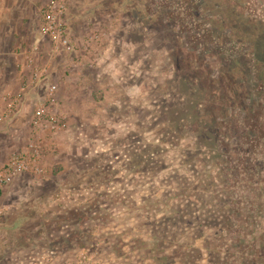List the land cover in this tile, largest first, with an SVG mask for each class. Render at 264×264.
I'll return each mask as SVG.
<instances>
[{
  "label": "rangeland",
  "instance_id": "rangeland-1",
  "mask_svg": "<svg viewBox=\"0 0 264 264\" xmlns=\"http://www.w3.org/2000/svg\"><path fill=\"white\" fill-rule=\"evenodd\" d=\"M47 1L0 21V168L37 108L63 124L37 138L42 173L0 189V264H264V0H67L74 54H30ZM187 51L213 106L180 76ZM239 57L251 75L220 84ZM22 86L42 99L3 116Z\"/></svg>",
  "mask_w": 264,
  "mask_h": 264
},
{
  "label": "built area",
  "instance_id": "built-area-1",
  "mask_svg": "<svg viewBox=\"0 0 264 264\" xmlns=\"http://www.w3.org/2000/svg\"><path fill=\"white\" fill-rule=\"evenodd\" d=\"M66 7L67 0H48L45 3L41 10V17L38 25L39 37L36 44L30 48V54L40 53L42 46L46 42L50 46V53H62L66 55L74 54L75 46L71 40L68 25L65 21ZM28 61L31 62V59H28ZM44 73L45 70H41V73H34V79L38 82L45 77ZM24 90L25 86H22L17 95L12 98L8 97L9 99L5 98V100L8 99L10 101H7L5 104L3 116L8 117L14 115L16 112L15 102L19 97H21L22 100ZM48 90L52 91V87ZM49 95L52 96V93ZM50 99L51 101L54 100L53 97ZM29 127L33 134V138L28 144V150L13 156L9 162L0 168V189L3 185L5 186L9 184L17 175L30 173L31 175L39 176L42 173L40 165L42 162L43 150L41 149L37 138L43 133H55L60 131L63 124L59 122L55 114L45 109L37 108ZM43 257L51 260L54 256H52V252H48L39 259L42 260ZM36 259H33V261L36 262Z\"/></svg>",
  "mask_w": 264,
  "mask_h": 264
},
{
  "label": "trees",
  "instance_id": "trees-1",
  "mask_svg": "<svg viewBox=\"0 0 264 264\" xmlns=\"http://www.w3.org/2000/svg\"><path fill=\"white\" fill-rule=\"evenodd\" d=\"M199 55L200 54L197 53L196 55L192 56V54L189 51H187L185 54H182V55L179 54L178 57H176L174 61L177 65V69H179V72L181 71L180 76L181 77L183 76V79L186 83L189 84V83H192L196 80V83H197L196 86H198V87L200 86V89L205 88L207 90L206 94H204L203 92L202 93L204 94V97L209 100V103L206 101H204V102H206L208 105L213 106L215 104H214V100H213L212 96H214V93H217L216 88L214 89V86L212 85V84H214L213 80L215 78H210L208 69L206 67L207 65L203 62V60H201V56H199ZM206 55H207L206 58L214 59L213 61H216L217 57L224 56L219 48H216L214 51L212 50L211 52L207 53ZM239 60H243V57H239V59L238 58H231L229 60L230 62L225 64V67L228 69V76L229 75L230 76H229V78H226L227 76H224V73L222 71H220V73H219L220 84L224 83V81L225 82L227 81V83L228 84L230 83V85L234 84V83L237 84L236 81H239L238 75H241L242 77H243V75H245L246 77L251 75L250 72H252V71L250 70V68L244 67L243 65H241L239 63ZM223 67H224V65H223ZM180 68H181V70H180ZM260 68H261V66H260ZM258 76L262 78V76L260 74H258ZM257 82H259V81H257ZM260 83L261 84L259 85V88L261 89V85L263 83L262 82H260ZM252 87H257V85L254 84V85H252ZM229 88L231 90H233L230 86H229ZM237 90H233V92L230 93V91H228V89H226L225 93H226V95H228V93H230L228 96H231V94H232L234 98L238 99V97L240 98V95H238V93L234 92ZM225 93L222 92L223 98L224 99L226 98L225 100H229V97H227L225 95ZM230 101L231 100H229L228 102H230ZM195 116H196V121H198L199 119L197 118L196 114H195ZM262 262L264 263V261H262ZM238 263L239 264H247V259L240 260Z\"/></svg>",
  "mask_w": 264,
  "mask_h": 264
},
{
  "label": "crops",
  "instance_id": "crops-1",
  "mask_svg": "<svg viewBox=\"0 0 264 264\" xmlns=\"http://www.w3.org/2000/svg\"><path fill=\"white\" fill-rule=\"evenodd\" d=\"M7 1L8 0H0V21H2V20H4L5 18H4V16H6L7 15V10H6V5H7ZM12 2V1H11ZM3 16V17H2ZM45 79H46V77H45ZM44 79V80H45ZM43 80V81H44ZM18 82H20V81H18ZM48 82V79L46 80V81H44V83H47ZM18 85H19V83H18ZM17 85V86H18ZM16 86V87H17ZM33 95L35 96V94L33 93V92H28L27 94H25L24 95V98H23V101H24V103L25 104H27L28 102H31V100L33 99V100H38V99H42V98H40L39 97V94H37L38 96H37V98H33ZM63 98V97H62ZM57 106V105H56ZM25 109H26V107L23 109V111L21 112L22 114H24L25 113ZM29 114H30V112H29ZM28 114V115H29ZM29 122H30V120H29ZM29 123H28V125H27V128H29Z\"/></svg>",
  "mask_w": 264,
  "mask_h": 264
}]
</instances>
